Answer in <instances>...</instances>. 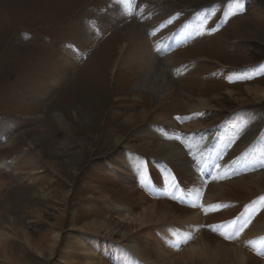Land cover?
Returning <instances> with one entry per match:
<instances>
[{"label":"rangeland","instance_id":"rangeland-1","mask_svg":"<svg viewBox=\"0 0 264 264\" xmlns=\"http://www.w3.org/2000/svg\"><path fill=\"white\" fill-rule=\"evenodd\" d=\"M124 1L0 0V161L18 157L10 161L9 170L0 169V180H6L0 184V243L12 246L23 264H67L66 247L75 246L78 254H87L83 245L88 239L97 240L100 247L114 243L123 248L120 227L130 226L144 209L138 204L137 211H126L122 200L104 199L98 183L91 182L96 170L113 178L114 168L123 170L121 177L128 178L138 192L151 193L154 199L165 194L168 201L193 212L198 208L206 219L202 228L194 232L190 226L182 227L190 232L192 245H200L203 230L235 243L239 213L228 218V211L242 201H228L224 209L211 205L215 210L206 214L207 186L199 199H193L169 163L125 144L142 143L140 134L171 135L159 119L167 114L179 122L183 115L190 116L204 127L243 128V134L249 133L246 138L252 133L264 135V0H138L135 15L125 13ZM157 24L165 26L164 39L178 32L184 36L169 55L153 52L155 66L146 76L130 50V31L139 27L147 36ZM68 53L76 55L73 64ZM143 112L144 119L139 116ZM129 117L137 123L127 124ZM232 143L229 138L217 166L223 165ZM154 145H158L156 139ZM184 151L199 171L191 150ZM49 160L64 164L62 173ZM68 160L74 161L73 168L65 165ZM20 164L24 169L17 170ZM213 169L214 177L202 178L206 183L216 184L226 176L233 184L255 177L264 166L237 167L228 175ZM151 172L156 178L162 176V194L152 187ZM115 178V183L123 185L118 174ZM171 180L183 192L172 198L167 195ZM134 200L139 203L138 195ZM214 212L227 219L210 221ZM128 218L132 219L126 222ZM97 219L101 224L112 220L110 230L91 224ZM113 229L114 237L107 238ZM25 233L33 243L45 237V255L26 248ZM133 234V245L150 244L136 230ZM262 245L257 250L248 248L264 260ZM134 257L140 264L150 263L149 258ZM73 261L87 264L86 258ZM0 264L19 263L0 259Z\"/></svg>","mask_w":264,"mask_h":264},{"label":"bare ground","instance_id":"bare-ground-1","mask_svg":"<svg viewBox=\"0 0 264 264\" xmlns=\"http://www.w3.org/2000/svg\"><path fill=\"white\" fill-rule=\"evenodd\" d=\"M124 6L125 13L128 12L130 14L134 12V8L138 6V3L135 0H125ZM142 32L143 31L139 27L131 28L130 50L135 52L134 55L138 61V64L141 65L140 68L145 69L144 72H146L145 74L148 76L155 66L153 52L155 55L162 54L159 53V51L166 49V42L162 41V39L157 34L151 35V33L147 31V36H145ZM172 46H174V44H172L170 47ZM69 54L70 53H68V59L70 60V64H73L76 61V56L75 54ZM129 54L127 56H129ZM124 60L125 63L128 64V62L131 61L130 56L129 58L125 57ZM256 91L260 90L256 89L255 92ZM139 116L144 119L146 115L143 112L142 116ZM57 117L59 118V116ZM86 117L88 119L91 118L88 115ZM180 118L182 119L179 122L177 118L171 114L161 115L159 119L162 124L167 125V127L171 129V131H169V134L171 133V135L161 136L154 133L152 136H147L146 134H140L143 140L142 143L138 144L137 146H132L130 142H127L125 146L147 156H152V154H154L165 163H169L172 169L175 170V173L177 172L179 179H181L183 186L185 187L186 195H191L193 199H199L200 193L201 196L203 195V188L207 186L203 204L205 205L203 210L205 211L207 209L205 211L206 214L207 212L210 213L213 211V209L210 207L211 205H220L221 207H218L220 209H224V205L228 203V201H242V205L239 207L237 206L236 209L234 206H230V208L228 207L230 209L228 211V214L230 215L228 218H230L231 216H234L235 213H239L244 204L249 203L251 200L261 198L255 203L254 206L252 205L251 207L246 208L245 211L247 215L239 224V228L235 234L237 241L235 240V243H228L221 237L214 236L203 230L199 238L200 245H192L190 232L186 231V229H184L185 227H182L185 225L188 227L190 226L192 231L195 232L199 228H202L203 220L206 221V219H203V214L199 212L198 208L196 209L197 211L193 212L190 211V208H179L177 204L165 199L166 195L162 194L163 187L165 185L162 186L163 178L160 174L156 178L157 174L151 172L153 175L152 178L154 177V187H156L157 190L162 194V196H158L154 199L151 193L148 194L141 191L138 192V189L135 186H130L131 184L128 183L129 179L126 177H121V175L125 172L120 168V170L115 168L113 169V178L110 176V178L107 176H102L101 173L96 170V172L92 174L93 178L91 179V182H95L96 184L98 183V189H100L101 192L103 191L104 199L109 201L114 200L116 202L122 200L123 208L125 210H131V212L137 211L138 206L140 205L144 209V213L139 216L138 220L135 218L136 221L131 223L130 226L120 227V231H123L124 229V233L121 234V239H123L125 242V245L121 246L123 248H118L114 243H112L110 246L108 243H106L104 247H100L97 240L93 242L91 239H88V243L83 245L85 246L83 247V251H85L87 254H78L76 252L77 249L75 246L69 245L66 247L67 251L64 252V260L67 261V264H74L73 260L84 258H86L87 264H140L134 255L139 256L141 260L143 258H149V264H264V260L256 257L254 253L249 251V248L251 250L252 248L257 250L259 247L263 246L262 244H264V197H259L264 195H262V193H264V170L260 169L261 171L256 172L255 177H246V179H244L242 182L239 181L233 184H230L228 180L229 177L226 176H223L220 179L217 176L219 180L216 182V184L212 182L206 183L202 179L206 178L209 174L211 177H214L215 172H211L214 167L215 170H221L222 166H225V171H221L223 174L226 173L225 175H228L231 172L230 169L233 168H244L246 166H252L253 168L254 166H264V147L262 145L261 137H259L257 134L253 135L252 133L250 134L251 138H246V134L249 135V133L246 132L243 134V128H237L238 131H232V129L229 130V128L222 127V125H211L210 127H204L202 124L194 123L193 118L190 116L183 115V117ZM58 120L60 124L64 123L61 118ZM125 121L127 124H134L136 118L129 117V119ZM173 131H176V134L172 133ZM261 136L264 138V135ZM229 138H231V142L233 140V143L232 145H228V150L226 153L227 155H225L226 160H224L223 165L217 166V163L221 158V154L223 153L222 150L226 148ZM155 139L158 141L157 146L154 145ZM117 141L122 143L121 138H118ZM184 149L191 150L190 152L197 160V164L195 165L200 166L199 171L195 169L194 164L191 162L192 157H188V153H186ZM17 160L18 157L16 156L12 163L16 162ZM49 162L51 164H57V168L55 167V169L62 173V165L64 164H58L55 163L56 161L50 160ZM20 163L22 164V159L20 160ZM73 163V160H68L65 165L73 168L75 165ZM21 164L17 166V170L24 169L22 168ZM124 164L126 163L124 162ZM230 164H233L234 166H231ZM9 166L10 163L6 161H0V169H5L6 171L9 170ZM152 169H154V167H151L150 171ZM200 171L203 173H200ZM117 174L121 178V182L123 183L124 187L118 182L115 183L117 180L115 178ZM2 181L3 179L0 180V184ZM226 181L228 182L227 184ZM118 184L120 185L119 187ZM137 195L139 203H135L134 200ZM19 200L26 201V199L23 197H19ZM115 209L121 214L124 213L118 208ZM209 217L210 221L211 219H216L218 221L227 219L217 215V212L211 213ZM130 219L132 218L125 220L127 222L130 221ZM248 220H250V222L246 225ZM104 221L105 223L101 224V219H97L91 224L94 226H100V228L103 229L105 228V230H110L108 228L111 227L112 220L106 219ZM137 224L138 227H136ZM134 230H136L137 233L139 232L140 236H144L146 239H148L150 244H139V246L133 245L134 240H132L130 237L134 235ZM112 232H114V229L113 231H110L109 234H106V237L112 239L114 237L113 234L111 235ZM23 237L27 249H33L34 247L39 255H45V237H42L38 243H33V241L28 238L29 236L27 233H25ZM189 242L190 245H188ZM149 245L153 246V248H150ZM183 245H188V248L185 247L182 251H179L180 247ZM176 246L177 248H175ZM11 247L12 246H6L5 244L0 243V259L8 262L23 264L24 261L22 257L16 255V252ZM52 249L53 248H51V250L49 249L51 256L55 254V251Z\"/></svg>","mask_w":264,"mask_h":264},{"label":"snow or ice","instance_id":"snow-or-ice-1","mask_svg":"<svg viewBox=\"0 0 264 264\" xmlns=\"http://www.w3.org/2000/svg\"><path fill=\"white\" fill-rule=\"evenodd\" d=\"M177 139H178V138H177ZM201 207H203V205H201ZM213 210H215V209H213ZM225 238H229V237L226 236Z\"/></svg>","mask_w":264,"mask_h":264},{"label":"crops","instance_id":"crops-1","mask_svg":"<svg viewBox=\"0 0 264 264\" xmlns=\"http://www.w3.org/2000/svg\"><path fill=\"white\" fill-rule=\"evenodd\" d=\"M3 180H5V178H4ZM5 181H6V180H5Z\"/></svg>","mask_w":264,"mask_h":264}]
</instances>
